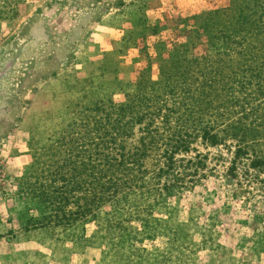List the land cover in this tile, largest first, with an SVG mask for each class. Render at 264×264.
I'll list each match as a JSON object with an SVG mask.
<instances>
[{
	"label": "rangeland",
	"instance_id": "rangeland-1",
	"mask_svg": "<svg viewBox=\"0 0 264 264\" xmlns=\"http://www.w3.org/2000/svg\"><path fill=\"white\" fill-rule=\"evenodd\" d=\"M261 12L264 0H0V264H264V172L163 124L174 63L200 65L246 30L234 15ZM96 107L127 114L98 141ZM178 140L189 150L166 170Z\"/></svg>",
	"mask_w": 264,
	"mask_h": 264
},
{
	"label": "trees",
	"instance_id": "trees-1",
	"mask_svg": "<svg viewBox=\"0 0 264 264\" xmlns=\"http://www.w3.org/2000/svg\"><path fill=\"white\" fill-rule=\"evenodd\" d=\"M233 21L246 25V30H239L238 26L225 37H220L223 46L200 65L194 61L184 65L178 62L172 67L174 72L166 73L164 92L171 98L172 110L167 111L163 124L173 121L178 131H184L185 125H190L199 133L202 143L210 147L232 148L235 160L245 159L250 169L263 173L264 12L256 18L251 13L243 14V17L236 14ZM240 31L244 33L238 35ZM201 32L206 42L209 33L202 29ZM238 36H241L240 42L234 40ZM242 39L251 41L244 43ZM192 65L193 71L188 68ZM94 112L100 117L97 121L91 119L95 122L88 133L93 132L97 141L104 138L106 129L112 125L109 123L112 116L114 123L127 116L123 108L109 107L105 111L96 107ZM189 145L185 140L166 144L168 149L161 156L166 170L174 165L173 156L186 153ZM232 170L228 169L231 177ZM258 183L264 185V180Z\"/></svg>",
	"mask_w": 264,
	"mask_h": 264
}]
</instances>
